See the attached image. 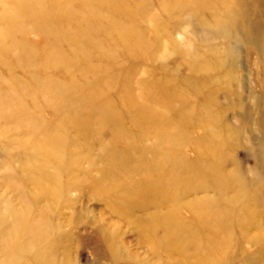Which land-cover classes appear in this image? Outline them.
Returning a JSON list of instances; mask_svg holds the SVG:
<instances>
[{"label":"rangeland","instance_id":"1","mask_svg":"<svg viewBox=\"0 0 264 264\" xmlns=\"http://www.w3.org/2000/svg\"><path fill=\"white\" fill-rule=\"evenodd\" d=\"M0 264H264V0H0Z\"/></svg>","mask_w":264,"mask_h":264},{"label":"bare ground","instance_id":"2","mask_svg":"<svg viewBox=\"0 0 264 264\" xmlns=\"http://www.w3.org/2000/svg\"><path fill=\"white\" fill-rule=\"evenodd\" d=\"M85 9H88V6L87 5H85V7H84ZM200 26V25H199ZM202 26H200V28H201ZM219 29L221 28V27H218ZM41 32L43 33V34H45L46 36H47V38H50L51 37V32L48 30V29H46V28H44V27H41ZM245 39V38H244ZM53 56V58L57 61V62H59V63H61V62H64L65 60H63L62 59V57H60V55H58V54H53L52 55Z\"/></svg>","mask_w":264,"mask_h":264}]
</instances>
